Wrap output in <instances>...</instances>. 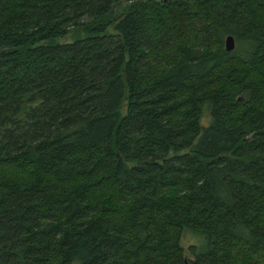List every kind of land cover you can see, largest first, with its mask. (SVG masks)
Returning <instances> with one entry per match:
<instances>
[{"label": "trees", "instance_id": "trees-1", "mask_svg": "<svg viewBox=\"0 0 264 264\" xmlns=\"http://www.w3.org/2000/svg\"><path fill=\"white\" fill-rule=\"evenodd\" d=\"M0 264H264V0H0Z\"/></svg>", "mask_w": 264, "mask_h": 264}, {"label": "rangeland", "instance_id": "rangeland-1", "mask_svg": "<svg viewBox=\"0 0 264 264\" xmlns=\"http://www.w3.org/2000/svg\"><path fill=\"white\" fill-rule=\"evenodd\" d=\"M83 32L77 30V29H72L66 36H64L63 38L59 39L60 41H70L72 40L75 36L77 35H82ZM195 239L190 235V234H186L184 236V240L183 243L188 244L190 242H194Z\"/></svg>", "mask_w": 264, "mask_h": 264}, {"label": "water", "instance_id": "water-1", "mask_svg": "<svg viewBox=\"0 0 264 264\" xmlns=\"http://www.w3.org/2000/svg\"><path fill=\"white\" fill-rule=\"evenodd\" d=\"M235 43H234V39L232 36H227L225 39V48L226 50L230 51L234 48ZM238 99H241V96L238 97Z\"/></svg>", "mask_w": 264, "mask_h": 264}]
</instances>
